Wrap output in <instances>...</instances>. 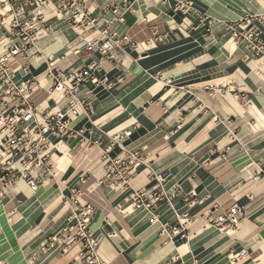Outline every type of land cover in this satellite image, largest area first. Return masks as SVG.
Returning <instances> with one entry per match:
<instances>
[{
	"label": "crops",
	"instance_id": "obj_1",
	"mask_svg": "<svg viewBox=\"0 0 264 264\" xmlns=\"http://www.w3.org/2000/svg\"><path fill=\"white\" fill-rule=\"evenodd\" d=\"M191 2L187 14L174 11L175 0L135 3L112 31L137 46H126L114 57L85 52L81 34L67 24L56 23L40 40L43 54L59 60L62 68L100 64L96 76L111 86L88 83L82 88L92 114L78 117L73 127L83 131L86 142L79 137L59 143L54 162L58 184L33 191L19 183L8 190L0 203V260L80 264L79 246L64 253L44 251L69 222L71 208L64 197L80 188L83 201L95 207L91 229L105 263L264 264V59H246L249 54L236 48L224 25L250 15L264 32V0ZM108 3L91 0L89 7L95 16L102 15ZM36 64L29 74L21 72L20 81L39 76ZM212 85L217 87L210 90ZM226 85L230 90L221 88ZM233 91L248 101H236ZM35 103L40 110H56L44 94ZM126 131L132 132L129 139L114 145L109 137ZM108 150L111 158L126 152L144 156L131 190L159 186L152 174L164 175L166 192L179 189L172 204L156 209V224L178 226L177 214L189 212L194 222L188 238L167 240L149 213L133 211L127 192L99 184ZM190 193L199 200L193 208L186 204ZM234 203L241 210L236 230L208 226L206 214L216 217ZM242 249L248 258L234 262Z\"/></svg>",
	"mask_w": 264,
	"mask_h": 264
},
{
	"label": "built area",
	"instance_id": "obj_2",
	"mask_svg": "<svg viewBox=\"0 0 264 264\" xmlns=\"http://www.w3.org/2000/svg\"><path fill=\"white\" fill-rule=\"evenodd\" d=\"M91 0H0V203L10 188L23 183L31 190L47 183L58 184L54 162L59 158V143L65 138L86 140L82 130L73 127L74 121L85 115L90 119L91 101L82 95V88L88 83L109 85L106 78H99L100 64L86 67L62 68L59 60L43 54L40 40L47 36L56 23L67 24L79 32L85 43L84 51L98 53L103 58L114 57L126 46L136 48L128 36H118L112 28L124 22V15L133 11V5L141 0H109L102 15L95 16L89 7ZM164 2L166 0H163ZM174 11L187 14L193 8L191 0H175ZM110 14L111 17L106 15ZM257 17L247 15L235 22L225 23L232 34L236 48H243L249 58L264 59V32L255 24ZM148 45L151 41L147 42ZM76 52H82L79 49ZM43 59L48 68L43 80L31 77L20 81L21 72L29 74L34 60ZM62 59V58H61ZM20 62V63H19ZM217 86H209L213 90ZM221 88L230 90L229 85ZM44 94L47 102H52L55 111L40 110L35 103ZM236 101L246 103L243 93L233 91ZM109 137L107 134H104ZM132 135L131 131L110 136L114 145H122ZM95 145L100 146L101 141ZM106 174L99 184L116 192H127L133 211H144L152 216V223L159 222L155 214L162 203L172 204L179 196V189L166 192L162 183L164 175L152 174L158 185L152 190H131L137 169L144 163V156L138 152H126L119 158H111L110 150L103 157ZM260 180L259 176L254 178ZM85 183L86 180H81ZM130 191V192H129ZM84 192L75 188L64 197L71 208L68 224L49 239L44 251L66 252L79 246L77 260L80 264H108L99 256V245L91 229L95 207L83 201ZM199 203L190 193L186 204L193 208ZM178 226L162 225V235L169 241L188 238L189 228L194 218L189 212L177 214ZM208 226L221 232L234 231L241 222V210L234 203L227 211L213 216H204ZM247 250L242 249L232 260L236 263L248 258ZM0 264H7L0 260Z\"/></svg>",
	"mask_w": 264,
	"mask_h": 264
},
{
	"label": "bare ground",
	"instance_id": "obj_3",
	"mask_svg": "<svg viewBox=\"0 0 264 264\" xmlns=\"http://www.w3.org/2000/svg\"><path fill=\"white\" fill-rule=\"evenodd\" d=\"M48 57L54 59L53 56H48ZM34 63L41 64L40 67H37L38 69H37L36 72H40L39 76H44L45 73H46V71H47V68H48V65H47L46 61L43 60V59H40V60H34V61L32 62V64H34ZM33 68H34V65H33ZM35 68H36V67H35ZM39 76H38V77H39ZM57 168H58V167H57ZM0 220H1V219H0ZM3 220H5V219H3ZM156 225H159V226H160V229L162 230V225H160V224H156ZM6 227H7V226H6Z\"/></svg>",
	"mask_w": 264,
	"mask_h": 264
},
{
	"label": "rangeland",
	"instance_id": "obj_4",
	"mask_svg": "<svg viewBox=\"0 0 264 264\" xmlns=\"http://www.w3.org/2000/svg\"><path fill=\"white\" fill-rule=\"evenodd\" d=\"M41 64H36V67H40Z\"/></svg>",
	"mask_w": 264,
	"mask_h": 264
}]
</instances>
